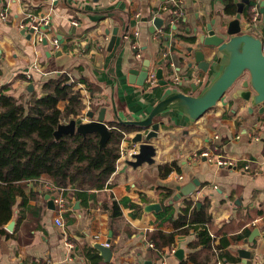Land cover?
Here are the masks:
<instances>
[{
	"label": "crops",
	"instance_id": "0c3cea01",
	"mask_svg": "<svg viewBox=\"0 0 264 264\" xmlns=\"http://www.w3.org/2000/svg\"><path fill=\"white\" fill-rule=\"evenodd\" d=\"M227 4L228 0H183L184 16L171 25L164 10L168 0H0V93L26 102L34 95H44L43 86L49 80L69 75L86 105L79 116L88 121L90 111L97 116L106 107L105 121L110 128L129 127L121 147L129 150L135 146L137 151L132 138L145 128L122 124L119 119L145 116L162 97V89L159 78L154 84L148 80L143 86L131 84L130 69H141L144 60L150 59V70L162 68L163 78L168 79L161 52L171 48L182 75L176 86L186 93L192 92L193 83L200 89L218 71L214 68L208 73L188 66L191 38L209 23L215 28L227 26L236 15L226 12ZM248 6L241 18L242 29L263 37V14L255 25L248 16ZM156 17L163 18L164 30L175 31L173 38H154L151 26ZM33 25L39 28L30 34ZM114 29H118L116 40L110 48ZM55 39L59 40L58 48ZM35 64L40 69H34ZM239 87L237 84L229 90L195 121L177 110L161 114L158 119L164 123L159 136L151 140L156 148L152 164L133 166L128 162L131 157H119L106 187L92 190L93 198L82 199L65 189L64 226L56 224V209L49 207L47 196L54 195L53 191L39 180L29 181L28 202L22 205L20 197L12 217L14 229L7 228L11 220L5 225L12 236L0 235V264H196L190 256L201 248L193 245L202 227L208 229L215 244L225 237L232 239L221 250L231 259L214 257L213 264L218 260L222 264H264V111L259 107L250 110L249 102L236 98ZM66 104L61 100L59 107ZM216 144L223 156L237 161V166H219L199 155L206 150L219 153L214 150ZM172 161L179 163L180 170L173 169L163 177L160 166ZM247 162L252 171L243 169ZM194 178L200 181L196 190L172 201L179 193L177 187ZM110 198L119 203L123 218L112 219L107 208ZM150 203H159L160 208L147 210ZM195 206L205 210L209 218L206 224L177 234L175 252L166 246L156 255L147 232L176 231L175 219ZM21 215L24 217L19 222ZM255 228L260 235L246 242ZM109 238L113 255L110 262H104L93 244H105ZM241 248L252 253L247 263ZM178 249H184L182 259L176 255Z\"/></svg>",
	"mask_w": 264,
	"mask_h": 264
},
{
	"label": "trees",
	"instance_id": "16d2710c",
	"mask_svg": "<svg viewBox=\"0 0 264 264\" xmlns=\"http://www.w3.org/2000/svg\"><path fill=\"white\" fill-rule=\"evenodd\" d=\"M252 7L253 2L247 8L250 18ZM236 10L235 0H228L226 12L234 15ZM74 87L69 75L61 74L44 84V95H34L26 102H18L11 95H0V235L12 236L5 225L13 217L20 197L22 205L27 204L29 181L44 177L59 188H70L77 197L93 198L95 193L92 190H103L115 171L123 131L128 126L112 127L111 136L104 145L100 143L98 132L62 133L59 136L55 133L60 123L80 118L85 108L81 92ZM61 100L67 101L63 109L59 107ZM160 169L163 177L173 169L180 170L177 161L165 163ZM168 194L171 195V191ZM108 201L112 219L123 218L119 203L113 198ZM23 217L20 216L19 222ZM208 219L203 208L195 206L191 212L186 208L174 221L176 231H148L147 241L153 244L154 253L159 255L166 246L174 247L177 234L183 235L190 228L204 226ZM231 243L232 239L225 237L215 244L208 229L202 227L197 231L193 245H201V248L190 258L196 264H213L214 257L230 260L229 255L221 250Z\"/></svg>",
	"mask_w": 264,
	"mask_h": 264
},
{
	"label": "water",
	"instance_id": "95a60500",
	"mask_svg": "<svg viewBox=\"0 0 264 264\" xmlns=\"http://www.w3.org/2000/svg\"><path fill=\"white\" fill-rule=\"evenodd\" d=\"M251 2L252 0L237 2L236 15L227 26L215 28L209 23L204 31L197 32L191 38L193 43L188 48L191 59L188 66L190 68L195 66L198 70L208 73L215 68L218 73L213 79L209 81L206 79L200 89L193 83L192 92L186 93L164 79L163 69L159 68L156 73L159 78V86L162 89V97L145 116L134 120L119 119L122 124L145 128L147 131L146 133L139 131L132 138L133 143H137L138 146L131 159H128L131 165L140 166L143 163L152 164L155 161L156 148L151 140L159 136L160 126L164 121L159 120L158 117L164 112L177 110L189 120L195 121L215 107L224 95L237 84L240 87L235 90V97L249 102L250 110L259 107L261 112L264 111V36L261 37L255 33L246 32L241 26L245 6L250 5ZM258 5L260 12L263 14L264 24V0H261ZM162 24L163 18L156 17L151 26V31L155 32L156 28H160ZM27 29L28 27L23 32ZM36 30L34 26L29 28L30 34ZM117 30L114 29L110 48L116 40ZM43 42L47 43V40L43 39ZM150 63L151 60L146 59L141 69H130L129 82L143 86L148 78ZM106 112L107 108L102 107L97 116L93 111L89 112L91 120L84 121L80 117L73 118L66 123H60L55 133L59 136L62 133L98 132L101 135L100 143L104 145L111 136V128L105 121ZM114 113L117 115L115 108ZM199 185L200 181L196 178L186 185H179L177 187L179 193L173 197L172 201H177L192 194ZM47 198L50 199L49 207L55 209L54 195H48ZM199 205L200 203H198ZM159 208V203L146 205L147 210H158ZM14 226L15 218H12L7 228L13 230ZM258 235H260V231L255 228L246 239V242H253ZM110 241L111 238L106 243H110ZM93 245L103 256L104 262L111 261L113 252L110 246L98 242ZM239 251L244 257L243 262L247 263V260L252 257L251 251L246 248H241ZM176 255L182 259L184 249H178Z\"/></svg>",
	"mask_w": 264,
	"mask_h": 264
},
{
	"label": "built area",
	"instance_id": "2783aa9c",
	"mask_svg": "<svg viewBox=\"0 0 264 264\" xmlns=\"http://www.w3.org/2000/svg\"><path fill=\"white\" fill-rule=\"evenodd\" d=\"M260 1L261 0H252V2H253L252 13L253 14L251 17V22L254 23L255 25L257 23L261 22V12L259 10V5H258ZM168 2H169V5L164 6V10H166L167 13H169L167 22L171 25H175L184 16L183 0H168ZM140 16H141L140 12L136 14L137 18H140ZM3 17H4V15H3ZM165 21H166V19H165ZM43 22L45 24L48 23L45 19L43 20ZM33 26L36 29L39 28L38 25H33ZM174 32H175L174 30L166 31L161 26L160 28H156L155 32H153V36H154V38H157V39L162 38V37L171 39L174 36ZM54 46L56 48H58L59 40H57V39L54 40ZM137 55H138V57H141L140 53H138ZM161 57L165 61L164 69H165V74H167V76H168V79H167L168 82L170 84L178 85L182 80V75L180 73L179 66L176 64V62L174 60L172 49L171 48L163 49L161 52ZM33 68L37 69V70L40 69L39 66L36 64L34 65ZM28 76L30 77V75H28ZM147 80L150 82V84L157 83L158 77H157V73L155 70H150V68H149V74H148ZM0 95H1V93H0ZM143 131L145 133L147 132L146 129ZM124 136H125V132H124ZM216 137L218 138L219 136L216 135ZM220 148H221L220 145L216 144L214 147V150L219 152ZM135 150H136L135 146L129 150H126L124 147H121V145H120V158H123L126 156L131 157L132 154L135 152ZM199 155L202 157L209 158L210 160H214L216 162V164L219 166H226V167L227 166H229V167L237 166V163H236L237 161L235 159L223 156V154H221L220 152L214 154L210 150H206V151H201V153H199ZM199 155L195 154L196 157H200ZM243 169L246 171H252L253 166L251 165L250 162H247V164H245L243 166ZM179 178H182V175H180ZM36 180L43 182V184L46 188L53 191L54 203H55V207H56L55 208L56 209L55 221H56L57 225L64 226L63 213L67 210V202H66L65 197L63 196L64 189L59 188L57 185H55L50 180L34 179L31 181H36ZM105 245L110 246V243H105ZM150 245L153 246L152 243H150ZM171 252L172 253L175 252V248H172ZM48 264H51V263H48ZM217 264H222V261L218 260Z\"/></svg>",
	"mask_w": 264,
	"mask_h": 264
},
{
	"label": "rangeland",
	"instance_id": "374dc122",
	"mask_svg": "<svg viewBox=\"0 0 264 264\" xmlns=\"http://www.w3.org/2000/svg\"><path fill=\"white\" fill-rule=\"evenodd\" d=\"M85 107H86V105H85ZM81 118H83L82 116H80Z\"/></svg>",
	"mask_w": 264,
	"mask_h": 264
}]
</instances>
